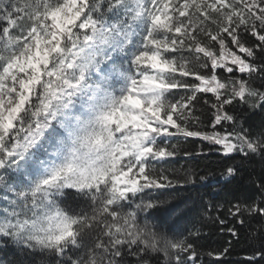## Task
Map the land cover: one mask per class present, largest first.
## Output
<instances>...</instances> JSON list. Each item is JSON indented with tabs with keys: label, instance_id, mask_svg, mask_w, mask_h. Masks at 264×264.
I'll use <instances>...</instances> for the list:
<instances>
[{
	"label": "snow or ice",
	"instance_id": "snow-or-ice-1",
	"mask_svg": "<svg viewBox=\"0 0 264 264\" xmlns=\"http://www.w3.org/2000/svg\"><path fill=\"white\" fill-rule=\"evenodd\" d=\"M246 114L264 117V0H0V249L18 253L0 264H200L155 210L213 173L167 164L264 163ZM250 183L227 231L264 264V174Z\"/></svg>",
	"mask_w": 264,
	"mask_h": 264
},
{
	"label": "trees",
	"instance_id": "trees-1",
	"mask_svg": "<svg viewBox=\"0 0 264 264\" xmlns=\"http://www.w3.org/2000/svg\"><path fill=\"white\" fill-rule=\"evenodd\" d=\"M208 114L205 113V116ZM261 117L255 114H246L247 123L258 125ZM207 120L205 119V123ZM182 151L196 152L200 150L201 142L195 139H189L187 142L179 145ZM239 158H237L238 160ZM237 160L221 156L219 153H213L210 157L203 156H177L174 161L167 164L169 169L177 170V174H182L185 170H191L200 174L207 172L213 173L209 181L203 185L187 186L179 191L172 190V195L160 197L166 201L156 211L157 223L163 224L166 231L171 233L183 234L189 240L196 242L198 251L201 253L200 264H246L247 258L251 255V249L248 242L243 238L239 242L231 236L227 229L233 225L241 229L239 224H235L234 218L227 214L230 206L229 201H243L254 194V186L250 183L252 178H259L264 174V163L258 158L244 163L242 171L235 178L225 179L220 173L226 166L237 164ZM239 166V165H237ZM212 203L213 208L208 216L205 217L202 212L203 205ZM193 209L186 216L178 214V209ZM225 221L224 224L219 220ZM253 223V227H257ZM199 230V235H189L194 230ZM231 241V245H229ZM229 248L228 254L222 261L216 260L213 256H208V252L218 253L224 248ZM17 251L14 247L0 249V259L12 260L17 258Z\"/></svg>",
	"mask_w": 264,
	"mask_h": 264
}]
</instances>
